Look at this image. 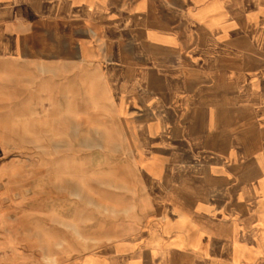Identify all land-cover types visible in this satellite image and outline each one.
Segmentation results:
<instances>
[{
    "label": "rangeland",
    "instance_id": "374dc122",
    "mask_svg": "<svg viewBox=\"0 0 264 264\" xmlns=\"http://www.w3.org/2000/svg\"><path fill=\"white\" fill-rule=\"evenodd\" d=\"M82 1L83 12L114 38L102 55L106 77L110 79L115 69L112 61L124 63V74L131 76V59L145 60L139 81L155 97L171 94L174 121L168 115L139 112L141 105L121 83L111 82L110 93L98 61L33 62L0 73V264H53L89 251L103 239L117 238L128 204L144 202L146 188L182 190L186 194L166 201H203L209 212L221 211L223 225L231 222L244 235L258 236V226L236 209L248 211L239 190H264L256 181L264 175V162H257L263 160L260 131L233 129L221 110L207 132L190 118L200 115L199 101L209 110L232 111L231 102L219 104L223 77L211 65L221 52L260 55L262 48L252 44L256 41L264 48V0ZM56 9L68 12L63 6ZM126 28L132 33L130 48L120 46ZM185 35L190 36L188 47L181 45ZM179 59L188 69H178ZM196 68L203 76L191 88L187 82L197 76ZM226 80L232 81L230 75ZM225 98L231 99L229 93ZM130 112L134 114L129 119ZM192 133H205L206 146L229 155L227 172L236 180L231 196L229 190H218L224 184L218 176L227 181L228 174L216 166L204 163L201 176H188L178 139ZM218 135L222 139L216 144ZM238 145L246 146L242 159L258 153L251 157L255 162L234 163L232 153ZM190 190L199 192L192 195ZM218 195L220 201L213 202ZM191 218L197 225L196 240L207 235L204 246L210 264H264V230L260 242L239 245L231 225L206 226ZM261 220L264 223V215ZM242 238L238 243H244Z\"/></svg>",
    "mask_w": 264,
    "mask_h": 264
},
{
    "label": "crops",
    "instance_id": "0c3cea01",
    "mask_svg": "<svg viewBox=\"0 0 264 264\" xmlns=\"http://www.w3.org/2000/svg\"><path fill=\"white\" fill-rule=\"evenodd\" d=\"M83 5L82 0H0V73L12 72L19 65L33 62L44 64L45 61L54 63L98 61L110 93L111 82L115 85L121 83L133 101L141 105L142 109L139 108V112L142 110L150 112L158 118L168 115L173 122L175 111L170 104L173 102L171 94L166 92L162 98L155 97L150 87L139 81L138 72L145 66V60L136 57L131 59L130 65H135L131 76L124 74V63L119 60L112 61L110 66L115 69L110 79L106 77L102 66V55L107 54V51L104 52L107 45L113 46L114 38L98 20L83 12ZM59 6H63L68 12L57 11L56 8ZM122 33L125 38L122 37L123 42L120 46L130 48L132 33L128 28ZM182 38L181 45L184 47L186 43L188 47L191 41L190 36L185 35ZM252 46L262 48L259 50L261 51L259 56L254 53L226 54L221 52L216 64L211 65L212 70L218 69L223 77L219 104L231 102L232 111L225 107L209 110L199 101V108L196 109L200 115L194 118L191 116V124L201 123L204 125L202 129L207 132L213 126L214 117L221 110L225 119H229V125L233 129L256 128L260 131L261 139L264 140V102L256 100L264 99V48L256 41ZM179 60L178 69H185V63ZM178 69L173 68V71ZM196 71H198L197 76L187 82L191 88L195 80L203 76L197 68ZM228 75L232 81L226 80ZM253 79L255 82H252ZM227 93L231 97L229 101L225 98ZM195 95L198 96V91L191 95L189 105ZM111 96L113 98L112 94ZM132 109L129 107V110ZM133 114L130 112L128 118H132ZM120 121L123 124L121 118ZM221 139L222 135H218L216 144ZM178 140L183 144L185 151L183 163L186 166L185 170H189L190 179L196 180L201 176L203 165L207 163L212 169L216 166L218 171H225L228 174L227 181L225 177L218 176V180L224 182L218 190H229L236 185L235 175L227 172L229 155L220 151V154H217L215 147L206 146L204 143L208 139L206 140L205 133L200 135L192 133L188 136L184 134V139ZM245 147V145L236 147L232 153L234 163L247 166L255 162L251 157L258 153H252L249 155L250 158L242 159ZM260 150L263 160H257V162L262 163L264 162V149ZM195 154H199L201 158L194 160L192 157ZM224 163L226 165L222 166ZM136 164L144 181L141 165L137 160ZM230 181H232L231 186L225 187V183ZM256 181L264 184V175L258 176ZM190 191L192 195L199 192V190ZM239 191L243 193L248 204V211L242 213L241 210L235 209L258 226L259 235L246 236L235 224L229 222L226 225L233 227V240L237 244L246 245L251 241L258 243L264 230V223L261 220L264 215V190ZM228 193L231 196L230 190ZM180 194L186 193L182 190L161 191L146 188L144 202L128 204L129 213L121 220V230L116 233L117 238L103 239L93 249L77 253L70 258L59 259L53 264H210V255L207 247L204 246V242L207 243V235L202 233L196 240L197 225L194 224L191 216L193 215L197 220L200 219L206 226L223 227L226 225L220 221L222 213L217 210L209 212L208 207L201 203L203 201L182 204L166 201L167 197L175 200ZM220 198L221 196L218 195L213 202L220 201ZM239 238H242L244 243H238ZM195 240L197 241L196 247L192 245ZM261 253L263 252L257 255Z\"/></svg>",
    "mask_w": 264,
    "mask_h": 264
},
{
    "label": "bare ground",
    "instance_id": "6f19581e",
    "mask_svg": "<svg viewBox=\"0 0 264 264\" xmlns=\"http://www.w3.org/2000/svg\"><path fill=\"white\" fill-rule=\"evenodd\" d=\"M115 54V53H114ZM113 57H115V56H113ZM133 107V106H132ZM174 165H176V164H174ZM173 165V166H174ZM176 168H177V165L175 166ZM175 167H173L172 169H174ZM167 175V174H166ZM175 178V177H174ZM170 179V178H169ZM172 180V179H171ZM163 185V184H162ZM172 186V185H171Z\"/></svg>",
    "mask_w": 264,
    "mask_h": 264
}]
</instances>
